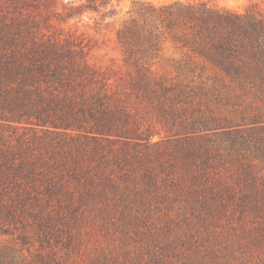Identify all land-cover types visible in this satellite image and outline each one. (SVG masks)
Returning a JSON list of instances; mask_svg holds the SVG:
<instances>
[{
    "label": "trees",
    "instance_id": "trees-1",
    "mask_svg": "<svg viewBox=\"0 0 264 264\" xmlns=\"http://www.w3.org/2000/svg\"><path fill=\"white\" fill-rule=\"evenodd\" d=\"M114 12L111 0H0V234L18 242L0 243V264H76L85 218L182 264L192 260L179 245L199 241L205 255L218 238L264 243L260 213L239 234L210 229L234 217L230 205L263 200L238 195L224 169L247 152L264 158V12L134 1L115 30L119 78L62 26L88 14L107 25ZM166 44L178 55L158 73Z\"/></svg>",
    "mask_w": 264,
    "mask_h": 264
},
{
    "label": "rangeland",
    "instance_id": "rangeland-1",
    "mask_svg": "<svg viewBox=\"0 0 264 264\" xmlns=\"http://www.w3.org/2000/svg\"><path fill=\"white\" fill-rule=\"evenodd\" d=\"M66 2H78L80 0H61ZM137 0H111L115 8L114 14L108 16L105 22L107 25L95 24V17L92 14L85 15L81 19L73 18L68 20L62 26L76 30V33L83 38L85 50L87 52L88 60L101 67H110L115 73V78L125 77L128 72L127 66L123 62L122 51L115 40V30L122 24V22L129 17V10ZM149 1L154 4L168 3L172 1H186V0H140ZM204 1L209 5L228 8L231 10L243 12L246 8L256 6L264 12V0H194ZM178 53L173 51L170 44H166L163 49L162 58L153 64V69L158 73L163 72L164 62L167 57L177 56ZM261 106V103H241L235 107L242 110L246 107L251 111L252 108ZM223 106L222 111L231 108V106ZM164 133H161L163 135ZM159 138L158 134L153 136V140ZM224 174L229 177L238 195L241 192L251 194L253 198L259 199L262 197V203L257 206L247 205L246 207H237L230 205L226 211L227 214H233L230 220L221 219L217 224L212 225L210 229H215L217 232H222V236L229 235L232 232L237 234L242 231L241 227L250 228L252 226V219L250 215L260 213L264 216V158L259 154L247 152V155L242 158L238 157L233 163H226ZM256 177V180L254 179ZM240 212L248 214V218L242 221H237ZM256 224V222H255ZM202 231L201 227H193L192 230ZM227 230V231H226ZM182 232L181 230H177ZM197 237L203 236L196 232ZM174 233L170 235V239L177 240ZM76 243V249L69 253L68 261H74L76 264H182L183 258L170 257L169 261L166 257L161 260L152 256L149 248L141 237H137L133 232L126 233L124 230L104 227L99 223L92 221V219L85 218L81 224V228ZM184 239V238H182ZM198 239V238H197ZM223 238L212 240V249H204L197 241L192 243L189 247L188 240H186L184 250L180 245L177 247L185 256L189 257L192 262L188 264H264V243L255 245L254 242L248 240L246 247L236 243L234 247L229 244H222ZM199 240V239H198ZM179 241V240H178ZM0 243L18 246V242L11 235L0 234ZM206 245V243H205ZM31 252L35 251V247L31 246ZM207 251V252H206ZM24 253L27 251L24 249ZM179 259V261H177Z\"/></svg>",
    "mask_w": 264,
    "mask_h": 264
}]
</instances>
